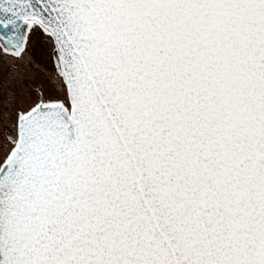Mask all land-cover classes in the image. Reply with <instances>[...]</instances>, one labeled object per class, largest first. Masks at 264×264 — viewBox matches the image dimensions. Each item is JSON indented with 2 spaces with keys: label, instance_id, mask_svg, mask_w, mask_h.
Masks as SVG:
<instances>
[{
  "label": "snow or ice",
  "instance_id": "obj_1",
  "mask_svg": "<svg viewBox=\"0 0 264 264\" xmlns=\"http://www.w3.org/2000/svg\"><path fill=\"white\" fill-rule=\"evenodd\" d=\"M0 264H264V0H0Z\"/></svg>",
  "mask_w": 264,
  "mask_h": 264
}]
</instances>
